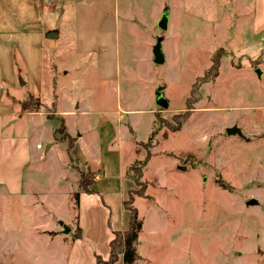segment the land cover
<instances>
[{
  "label": "rangeland",
  "instance_id": "obj_1",
  "mask_svg": "<svg viewBox=\"0 0 264 264\" xmlns=\"http://www.w3.org/2000/svg\"><path fill=\"white\" fill-rule=\"evenodd\" d=\"M254 4L255 0H118V58L110 81L98 79L93 57L75 54L70 29L62 46L47 45L44 68L50 89L41 98L48 109L44 112L48 116L53 99L59 106L56 112L77 105L86 111L67 118L72 136L89 132L77 146L73 164L83 168V141L92 145L90 157L102 161L104 174H98L93 186L98 193L85 206L89 219L105 217L109 235L123 212L127 218L119 201V170L125 174L150 153L138 177L140 185L132 179L134 171L125 174L129 190L144 186L145 194L133 198L140 224L135 264H264V31L252 34ZM163 17L166 27L161 29ZM158 40L161 63L153 56ZM214 59L218 75L202 83ZM71 65H76L74 71ZM194 86L200 99L192 104L181 129L171 132L166 122L173 124V116L185 112ZM159 98L166 107L157 104ZM18 120L14 128L27 139L32 157L24 176L27 185L32 177L40 188L51 192L56 186L68 195L73 175L67 180L72 161L65 130L55 131L54 140L60 142L44 151L52 144L53 129L63 126L47 119L40 132V124ZM231 127L239 132L228 135ZM35 144L43 148L36 150ZM107 188L116 189L117 195ZM249 200L255 204L247 205ZM62 206L71 209L65 201ZM29 209L18 208L32 215ZM50 209L56 217L59 212ZM90 232L94 237L104 234L94 228ZM65 234L73 236L74 230ZM77 240L94 251L86 253L83 247L81 258L98 264L100 245L94 247L83 236Z\"/></svg>",
  "mask_w": 264,
  "mask_h": 264
},
{
  "label": "crops",
  "instance_id": "obj_2",
  "mask_svg": "<svg viewBox=\"0 0 264 264\" xmlns=\"http://www.w3.org/2000/svg\"><path fill=\"white\" fill-rule=\"evenodd\" d=\"M250 16L252 34L263 32L264 0H255ZM67 28L72 32L71 45L75 54L85 59L93 57L98 79L110 81L115 78L118 58V0H0V264H95L92 259L86 262L81 258L83 247L86 253L93 255L94 251L92 247L81 244L77 240L78 236L90 238L94 247L100 245L102 260H106L108 256V243L112 234L105 231V217L92 220L86 215L85 204L93 201L94 195L98 193L93 187L95 183L91 187V193L81 192L78 188L80 172L89 168L96 181L98 174H104L103 164L99 158L90 157L92 145L84 141V169L73 164L75 150L89 132L78 131L74 137L67 128V118L83 115L86 111L80 110L81 106L77 105L75 108L64 107L56 112L59 106H56L53 99L52 110L47 116L44 110L48 109L41 101L42 95L50 89L47 70L44 68L47 45L51 49L57 44L62 46ZM75 66L71 65L70 69L74 71ZM259 74L262 75L263 70ZM52 78L51 72L50 79ZM30 97L39 99V109L25 111L21 108V104ZM18 119H28L33 125L40 124V132L43 131L41 125L47 119H55L60 124L63 122L66 137L73 140L74 146L67 180L70 175H73V179L68 195L60 193L56 186H52L51 192L40 188L32 177L27 185L24 176L32 157L27 139L14 128L18 126ZM56 129L51 133L52 144L46 145L44 151H51L60 142L54 140ZM66 144L68 145L67 142ZM38 145L35 144V149L41 150L43 147L37 148ZM35 171L36 169L29 172L30 176ZM119 174L123 175L124 169L122 171L120 168ZM122 175V190L119 195L121 205L131 188L126 186L125 181L128 184L129 180L125 174V178ZM107 190L115 191L112 196L117 195L116 189ZM63 201L66 207L67 204L71 207L70 211L63 209ZM21 206L23 212L24 208H30L33 214H21L18 210ZM51 206L59 212L56 217L50 214ZM57 221L61 222L58 224ZM126 223L127 218L123 212L114 231L125 229ZM65 226L71 232L74 230L75 239L65 234ZM90 228L97 229L98 232L104 230L103 236H92ZM63 255L66 257L64 263ZM117 264H123L122 256L118 257Z\"/></svg>",
  "mask_w": 264,
  "mask_h": 264
},
{
  "label": "trees",
  "instance_id": "obj_3",
  "mask_svg": "<svg viewBox=\"0 0 264 264\" xmlns=\"http://www.w3.org/2000/svg\"><path fill=\"white\" fill-rule=\"evenodd\" d=\"M218 75V60L214 59L211 67L206 71V73L201 78L202 83H207L213 80ZM195 86L192 88L190 96L186 102V110L185 112L173 116V124L166 122V127L171 132L179 131L183 125V123L188 119L192 110V104L195 101L200 99V94L196 92ZM40 102L38 99L30 97L27 102L21 104V108L25 111H34L40 108ZM61 125L63 126V122L61 121ZM63 132L64 127L57 128L55 131ZM155 131H152L149 137V141L152 139L151 137L154 135ZM147 144V143H146ZM73 146V140L69 138L68 145L66 151L68 153L70 162L72 161V155L70 154V149ZM150 158V153L148 152L145 158L139 163H136L134 166L126 170L125 174L128 175V172L134 171V176L132 179L136 182L141 184L139 181L140 174L142 173L143 169L146 167L147 161ZM136 178V179H135ZM95 183V175L93 172L86 167L85 171L80 172L78 188L79 191L85 193H91L93 190L91 189L92 185ZM144 186L141 187L139 191H132L128 190L127 192V199L122 202V207L127 214V223L126 228L123 231H113L112 237L108 243V256L106 260L98 259V264H114L117 262L118 257L122 256L123 264H135L136 260L138 259V255L136 253V244L138 239V232L140 229V224L138 220V213L137 209L133 205V198L134 196L138 197H145L144 194Z\"/></svg>",
  "mask_w": 264,
  "mask_h": 264
},
{
  "label": "water",
  "instance_id": "obj_4",
  "mask_svg": "<svg viewBox=\"0 0 264 264\" xmlns=\"http://www.w3.org/2000/svg\"><path fill=\"white\" fill-rule=\"evenodd\" d=\"M165 22H166V18L163 17L161 19V21L159 22L158 26L159 28L163 29L166 27L165 25ZM153 56H154V62L155 63H161L163 61V57H162V54H161V50H160V41H156V44L153 48ZM258 74L260 73L259 71H257ZM157 104L162 106V107H166L167 106V102L165 100H163L162 98H159L157 100ZM238 129H236L235 127H231V128H228L226 130V133L228 135H233L235 133H238ZM247 205H252V204H255V201L254 200H249L246 202ZM69 230L68 229H65V232H68Z\"/></svg>",
  "mask_w": 264,
  "mask_h": 264
},
{
  "label": "built area",
  "instance_id": "obj_5",
  "mask_svg": "<svg viewBox=\"0 0 264 264\" xmlns=\"http://www.w3.org/2000/svg\"><path fill=\"white\" fill-rule=\"evenodd\" d=\"M37 148H40V145H38Z\"/></svg>",
  "mask_w": 264,
  "mask_h": 264
}]
</instances>
